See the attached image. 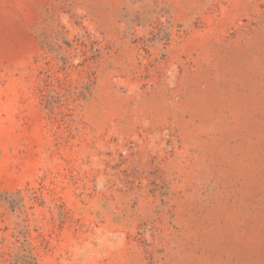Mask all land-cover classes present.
Returning <instances> with one entry per match:
<instances>
[{"label": "rangeland", "instance_id": "1", "mask_svg": "<svg viewBox=\"0 0 264 264\" xmlns=\"http://www.w3.org/2000/svg\"><path fill=\"white\" fill-rule=\"evenodd\" d=\"M0 264H264V0H0Z\"/></svg>", "mask_w": 264, "mask_h": 264}]
</instances>
